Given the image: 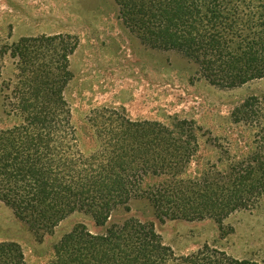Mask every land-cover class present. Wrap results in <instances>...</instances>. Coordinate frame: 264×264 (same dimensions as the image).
I'll return each instance as SVG.
<instances>
[{
    "label": "rangeland",
    "instance_id": "obj_1",
    "mask_svg": "<svg viewBox=\"0 0 264 264\" xmlns=\"http://www.w3.org/2000/svg\"><path fill=\"white\" fill-rule=\"evenodd\" d=\"M57 37L69 38L74 50L63 92L69 143L85 158L103 151L123 152L120 164L140 174L139 186L106 226L74 213L42 239L0 201V264H56L57 245L76 226L102 236L108 227L125 222L151 225L172 260L217 264L221 259L217 252L231 260L264 264V199L253 209L227 215L221 232L209 217L159 220L145 197L156 188L170 214L191 216L201 195H219L217 188L230 166L248 163L255 154L264 158L258 148L264 117L253 122L240 119L249 99H258L264 107V78L235 89L209 85L182 55L144 46L123 25L113 0H0V45ZM17 72L16 61L6 55L0 63V85L12 89ZM4 104L0 94V131L21 122L17 116L4 115ZM101 115L110 120V147L93 126ZM235 117L240 120L234 122ZM126 122L137 128L129 130ZM164 143L169 146L166 152ZM118 257L116 250L105 246L73 264H110Z\"/></svg>",
    "mask_w": 264,
    "mask_h": 264
},
{
    "label": "trees",
    "instance_id": "obj_2",
    "mask_svg": "<svg viewBox=\"0 0 264 264\" xmlns=\"http://www.w3.org/2000/svg\"><path fill=\"white\" fill-rule=\"evenodd\" d=\"M113 1L123 25L144 46L173 51L192 61L209 85L235 89L264 78V0ZM73 51L67 37L0 45V63L9 55L18 71L12 89L0 85L3 113L21 120L0 131V201L37 239L52 234L74 213L90 217L98 227L106 226L111 214L125 207L139 186L140 174L120 164L123 152L109 155L103 151L85 158L69 143L63 92ZM36 63L39 66L34 68ZM240 114L243 121L253 122L264 117V107L251 98ZM94 121L97 135L110 147V120L101 115ZM125 125L129 130L137 128L129 122ZM133 136L137 138L136 133ZM259 139L258 148L264 152V136ZM162 147L165 152L169 148L167 143ZM217 189L219 195L200 196L199 208L191 216L170 214L156 188L145 197L159 220L209 217L222 232L227 215L253 209L264 199V158L255 154L248 163L230 166ZM105 246L119 253L118 260L112 258L110 264H215L212 260H172L153 227L137 222L112 225L102 236L76 226L57 245L56 264H73ZM215 256L221 258L217 264H257L231 260L223 253L215 252Z\"/></svg>",
    "mask_w": 264,
    "mask_h": 264
}]
</instances>
